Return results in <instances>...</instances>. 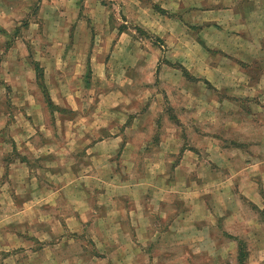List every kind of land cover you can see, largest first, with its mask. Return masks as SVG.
Masks as SVG:
<instances>
[{
  "label": "rangeland",
  "instance_id": "374dc122",
  "mask_svg": "<svg viewBox=\"0 0 264 264\" xmlns=\"http://www.w3.org/2000/svg\"><path fill=\"white\" fill-rule=\"evenodd\" d=\"M235 1L0 0V264H264Z\"/></svg>",
  "mask_w": 264,
  "mask_h": 264
},
{
  "label": "crops",
  "instance_id": "0c3cea01",
  "mask_svg": "<svg viewBox=\"0 0 264 264\" xmlns=\"http://www.w3.org/2000/svg\"><path fill=\"white\" fill-rule=\"evenodd\" d=\"M233 4L238 5V10L234 17H230L229 27L231 29L236 28L235 35L238 37L252 38V41L257 44L254 45L256 52L264 54V0H236ZM231 11H233L232 8ZM236 56L238 57V55ZM242 58L239 55L238 59ZM260 75L262 76V74ZM231 76L234 77V75ZM234 82L231 79L230 86L233 85L230 91L232 92L236 87Z\"/></svg>",
  "mask_w": 264,
  "mask_h": 264
},
{
  "label": "trees",
  "instance_id": "16d2710c",
  "mask_svg": "<svg viewBox=\"0 0 264 264\" xmlns=\"http://www.w3.org/2000/svg\"><path fill=\"white\" fill-rule=\"evenodd\" d=\"M239 260H241V259H239Z\"/></svg>",
  "mask_w": 264,
  "mask_h": 264
}]
</instances>
